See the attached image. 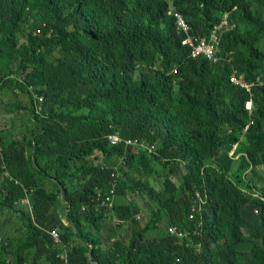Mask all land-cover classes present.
<instances>
[{"label": "trees", "instance_id": "16d2710c", "mask_svg": "<svg viewBox=\"0 0 264 264\" xmlns=\"http://www.w3.org/2000/svg\"><path fill=\"white\" fill-rule=\"evenodd\" d=\"M171 4L198 36L209 37L230 12L232 26L219 29V54L232 53L250 93L231 83L228 64L191 56ZM263 38L264 0H0V92L10 87L31 99L22 139L4 138L0 129V207L25 205L18 213L27 235L0 243V264H26L31 249L28 264H264V200L239 189L218 160L242 134L240 164L264 169ZM19 108L26 109L18 101L6 110ZM116 132L139 145H111L108 135ZM144 141L157 145L156 153ZM114 171L121 174L114 206L101 207L97 190L108 193ZM143 175L159 179L161 191ZM47 180L60 187L65 226L52 215L59 203ZM147 187L158 205L141 227L125 195ZM249 208L259 211L252 223ZM106 216L120 224L103 233ZM124 223L132 227L129 242L106 248L103 237L116 239ZM170 226L189 233L195 248ZM158 227L159 235L149 236ZM246 241L253 245L243 259L238 246Z\"/></svg>", "mask_w": 264, "mask_h": 264}, {"label": "rangeland", "instance_id": "374dc122", "mask_svg": "<svg viewBox=\"0 0 264 264\" xmlns=\"http://www.w3.org/2000/svg\"><path fill=\"white\" fill-rule=\"evenodd\" d=\"M172 7H174L173 4ZM229 13H230L229 11L224 12L221 22L219 25H217V28H223L227 26ZM30 31L31 30L29 29L20 31L19 36L23 39V41L27 39V35L29 34ZM260 45L261 47H264V38L260 42ZM219 50H220V46H219ZM219 50L216 49L215 50L216 53L219 52ZM231 58H232V53L230 54L228 59L231 60ZM155 66H157V63H155ZM5 69H6V65L0 62V72L5 74L4 73ZM12 70L13 71L16 70V66H14ZM13 71L10 72L8 76L12 78H17L15 74H13ZM18 101H20L21 104L26 107V109L19 108V109H15L14 112H10L6 110L8 106L14 107ZM30 105H31V99L29 98V96L24 95L22 93L16 94V92L12 90L10 87L9 89H5L0 92V129L2 130V132L4 131L2 133L4 138H9V137L18 138V139L23 138V134L26 132L25 131L26 128L30 127V123L28 122V118H27V116H29L28 108L30 107ZM21 142H23V140ZM144 142L141 146H143V148H145L147 152L150 153L149 151L150 148L156 151L157 145L156 146L155 144L148 145L149 143L146 144V142L145 143ZM244 143H245V136L241 134L240 140L232 147L231 150H224L218 160L228 165L229 175L231 177V180L239 189L244 190L247 194L248 193L253 194L255 197H260L262 200H264V169L259 166L255 167L251 165L249 167H246L243 166V164H240L242 152L239 151V148ZM115 159H116L115 161L116 163L119 162L118 158ZM96 160H97L96 162H98L99 159ZM123 164L126 165V160L124 159H123ZM155 166L157 167V164H155ZM214 166H216L215 161H214ZM137 168H141L138 162L136 163V167L133 169V171H136ZM173 168L174 170L173 169L172 170L174 171V173H178L179 170H184L183 168L180 169L179 167L178 168L173 167ZM126 171L127 172L130 171L128 166L126 168ZM175 179L178 182V179L176 177ZM141 180L145 182V184L152 186L156 192L159 193L161 191L160 189L162 186H161V181L159 179L155 177L143 175ZM69 185H70V181H67V183H65V186L67 187ZM45 186L48 190H50V192L56 194V196L58 197L56 203L59 204L57 207L54 206L52 215L58 216L59 218L63 217L64 206L62 201L60 200L61 191L59 185L53 180H47ZM99 194H102L101 189L97 190V195ZM125 197L127 198V201L134 203L136 220L140 223L139 225L143 227L149 221L152 210L153 209L155 210L158 205L155 200L149 197L148 187L145 188V190L136 191L134 193L126 192ZM181 197L182 195H180V198ZM30 198H31L30 194L27 193V200L24 201V204L28 205L29 210L31 208ZM15 204H16L15 206L18 207V209L15 208L13 210H7L0 207V243L7 244V242L12 238L17 239L20 242L26 241V237H27L26 230H24L23 228L24 227L23 221L18 213V211L22 212L21 209L23 210V208L21 207H25V205L20 203H15ZM195 210L196 207L192 206V215L195 214ZM244 213L245 216H249L250 218L249 223L256 221L259 217V211L255 209L251 210V208H249L245 210ZM60 222H62V226L66 225L63 218H61ZM166 222H167L166 219H163L160 226L163 228L166 227V225H168L166 224ZM101 224L103 225V231H104L103 233H105L109 229L114 228L120 223L118 221H114V218L112 216H108V217L106 216L102 220ZM158 229L159 231L155 230L154 233H150L149 236L159 235L161 228L158 227ZM244 232H245V236H248V230L246 229L244 230ZM132 233H133L132 227L130 226V224L124 223V225L121 226V228L117 229L115 236L116 239L112 238L113 235L111 236L106 235L105 237H103L102 242L106 244V248L108 246H111L110 245L111 243L117 241L123 244H127V242H129L131 238ZM185 239L187 240L188 245L190 247L195 248V243L192 241L193 238L190 236L189 233H186ZM252 245L253 244L248 241L243 242L241 245H239L238 246V250L240 251L239 257L243 259L249 258V253L252 248ZM196 251H199V247L198 249H196ZM14 252L15 249L12 250V255L9 257L8 261L10 262L14 261L15 258ZM34 254H35V249H31L25 252V259L27 261L26 264L30 263V261L34 257Z\"/></svg>", "mask_w": 264, "mask_h": 264}, {"label": "built area", "instance_id": "2783aa9c", "mask_svg": "<svg viewBox=\"0 0 264 264\" xmlns=\"http://www.w3.org/2000/svg\"><path fill=\"white\" fill-rule=\"evenodd\" d=\"M168 13H171L176 17L177 28L182 33V44L190 48L191 55L193 57L205 56V58H207L208 60L212 62H217L218 60L227 61L229 63L231 62V60L229 59L226 60V59L220 58V56L218 57L215 51L216 46L218 44L219 29L221 28H217V25H215L209 37L194 35L190 33L189 25L187 21L185 20L184 16L182 15V13H180L179 11H174L172 4H171V7L168 9ZM39 32L40 30L37 31V33ZM232 70H233V73L230 78L231 82L235 85L240 86L241 88L245 89L248 93H250L252 84H249L246 81H244L243 78L238 77L237 70H235L233 65H232ZM35 96L40 102H43V98L41 96H38L37 94H35ZM252 105L253 104L251 100H248L245 104L246 109L249 111L250 114L252 113V108H253ZM250 124H252V121L245 127V131H247ZM108 139L111 145L113 146H116L119 143H124L126 146H132V145L138 146L139 145L137 139L122 138L119 135V133L109 135ZM149 151L150 153H156L155 150H153L152 148H150ZM122 160L123 158H121L119 161H122ZM111 176H112L111 187L109 188L108 193L105 196L102 194H99L97 196V199L100 202L101 207L112 208L114 206V200H115V195L117 192L118 181L120 180L118 178L121 176V174L118 171H114L112 172ZM25 200H27V196L26 198L23 199V202ZM168 232H170L171 234L180 236V237L186 236V234L183 231H180L178 228L172 227V226L168 228ZM50 235L56 243L61 242L60 234L58 230L56 229L51 230ZM62 257L66 258L65 256H62Z\"/></svg>", "mask_w": 264, "mask_h": 264}, {"label": "clouds", "instance_id": "9594fccd", "mask_svg": "<svg viewBox=\"0 0 264 264\" xmlns=\"http://www.w3.org/2000/svg\"><path fill=\"white\" fill-rule=\"evenodd\" d=\"M234 25V24H233ZM232 25L229 23V21H228V23H227V26L226 27H223V28H221V29H228V28H230ZM181 36H182V33H181ZM219 44H220V42H219V37H218V44H217V46H216V49L217 50H219ZM190 52H191V50H190ZM228 53V54H227ZM227 53H225V54H219V52H217V55H218V57L220 56V58H223V59H228V57L230 56V54H231V52H227ZM192 56V55H191ZM193 57V56H192ZM193 58H197V57H193ZM210 61V60H209ZM211 63H216V62H212V61H210ZM217 62H222V63H226V64H228V66L230 67V69H231V75H232V73H233V70H232V65H233V57L231 58V62L229 63V62H227V61H223V60H218ZM234 66V65H233ZM234 68H235V66H234ZM235 70H236V68H235ZM231 75H230V78H231ZM240 78H243V77H240ZM231 81V80H230ZM232 83V82H231ZM235 85V84H234ZM248 100H251L252 101V98H249ZM247 100V101H248ZM246 101V102H247ZM246 104V103H245ZM252 104H253V101H252ZM253 106V105H252ZM245 108H246V106H245ZM253 109H254V106H253V108H252V112H253ZM247 110V109H246ZM248 111V110H247ZM249 112V111H248ZM252 114V113H251ZM250 114V115H251ZM252 120H250L249 121V123L251 122ZM248 123V124H249ZM252 123H253V121H252ZM247 124V125H248ZM246 125V126H247ZM251 125V124H250ZM250 127V126H249ZM249 129V128H248ZM247 129V130H248ZM244 132H247V131H245V128H244ZM116 133H119V132H116ZM113 134H115V133H113ZM111 135V134H110ZM120 135V134H119ZM109 136V135H108ZM121 136V135H120ZM123 138V137H122Z\"/></svg>", "mask_w": 264, "mask_h": 264}]
</instances>
